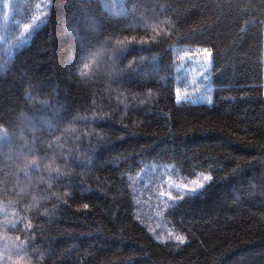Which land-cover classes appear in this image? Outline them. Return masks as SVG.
<instances>
[{"label":"trees","instance_id":"16d2710c","mask_svg":"<svg viewBox=\"0 0 264 264\" xmlns=\"http://www.w3.org/2000/svg\"><path fill=\"white\" fill-rule=\"evenodd\" d=\"M0 264H264V0H0Z\"/></svg>","mask_w":264,"mask_h":264},{"label":"rangeland","instance_id":"374dc122","mask_svg":"<svg viewBox=\"0 0 264 264\" xmlns=\"http://www.w3.org/2000/svg\"><path fill=\"white\" fill-rule=\"evenodd\" d=\"M205 49H177V58L183 74L187 77V88L185 92L180 93L181 99L193 103L212 102L213 89L209 87L210 74L208 73L212 66V56L205 58ZM167 176V174H165ZM204 180H199L190 184L182 183L180 188L184 193H195L203 187ZM170 186H175L168 181Z\"/></svg>","mask_w":264,"mask_h":264},{"label":"snow or ice","instance_id":"6c2138e0","mask_svg":"<svg viewBox=\"0 0 264 264\" xmlns=\"http://www.w3.org/2000/svg\"><path fill=\"white\" fill-rule=\"evenodd\" d=\"M24 27L27 29L29 26L27 24H25ZM204 52H205V58L207 60L210 56V53H209L208 49H205ZM204 179L208 180V179H210V177L205 176ZM84 207L86 208L87 205H84ZM177 239H182V238L178 237Z\"/></svg>","mask_w":264,"mask_h":264}]
</instances>
